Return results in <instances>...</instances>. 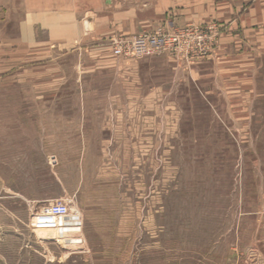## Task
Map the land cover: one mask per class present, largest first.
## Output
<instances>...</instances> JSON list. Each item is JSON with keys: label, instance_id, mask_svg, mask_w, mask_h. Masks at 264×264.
Returning a JSON list of instances; mask_svg holds the SVG:
<instances>
[{"label": "rangeland", "instance_id": "obj_1", "mask_svg": "<svg viewBox=\"0 0 264 264\" xmlns=\"http://www.w3.org/2000/svg\"><path fill=\"white\" fill-rule=\"evenodd\" d=\"M175 28L0 68V264H264V58L112 53ZM62 198L61 229L32 232Z\"/></svg>", "mask_w": 264, "mask_h": 264}, {"label": "crops", "instance_id": "obj_2", "mask_svg": "<svg viewBox=\"0 0 264 264\" xmlns=\"http://www.w3.org/2000/svg\"><path fill=\"white\" fill-rule=\"evenodd\" d=\"M146 3L144 11L132 9L125 13L122 0H0V24L4 29H0V68L8 72L20 64L41 61L48 52L54 53V48L70 54L78 46H88L96 59L103 50L101 41L115 35L130 36L163 25L181 28L211 23L225 28L216 56L209 60L217 72H247L264 58V0Z\"/></svg>", "mask_w": 264, "mask_h": 264}, {"label": "built area", "instance_id": "obj_3", "mask_svg": "<svg viewBox=\"0 0 264 264\" xmlns=\"http://www.w3.org/2000/svg\"><path fill=\"white\" fill-rule=\"evenodd\" d=\"M224 27L217 23L204 26L189 24L175 30H162L134 40L115 39L112 53L119 58L131 56L138 43L144 45L145 54H167L191 65L205 57L212 56L218 45ZM135 54V53H134ZM141 54V53H140ZM47 210L35 213L31 226L32 232L59 230L69 213V203L63 198L49 203Z\"/></svg>", "mask_w": 264, "mask_h": 264}]
</instances>
